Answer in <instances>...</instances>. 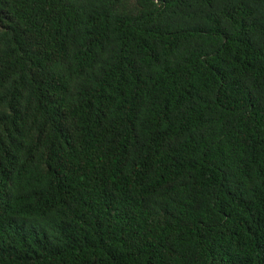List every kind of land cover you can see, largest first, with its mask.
<instances>
[{
    "label": "trees",
    "instance_id": "1",
    "mask_svg": "<svg viewBox=\"0 0 264 264\" xmlns=\"http://www.w3.org/2000/svg\"><path fill=\"white\" fill-rule=\"evenodd\" d=\"M0 264H264V0H0Z\"/></svg>",
    "mask_w": 264,
    "mask_h": 264
}]
</instances>
